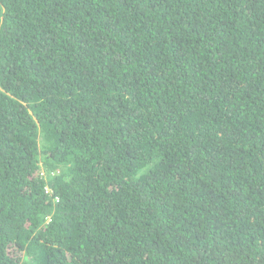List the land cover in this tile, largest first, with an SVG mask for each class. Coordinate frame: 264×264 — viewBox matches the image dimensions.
I'll use <instances>...</instances> for the list:
<instances>
[{"label":"trees","instance_id":"1","mask_svg":"<svg viewBox=\"0 0 264 264\" xmlns=\"http://www.w3.org/2000/svg\"><path fill=\"white\" fill-rule=\"evenodd\" d=\"M0 264H264V0H0Z\"/></svg>","mask_w":264,"mask_h":264},{"label":"clouds","instance_id":"2","mask_svg":"<svg viewBox=\"0 0 264 264\" xmlns=\"http://www.w3.org/2000/svg\"><path fill=\"white\" fill-rule=\"evenodd\" d=\"M49 190L51 191L52 189H50L49 187H47V191H49Z\"/></svg>","mask_w":264,"mask_h":264},{"label":"rangeland","instance_id":"3","mask_svg":"<svg viewBox=\"0 0 264 264\" xmlns=\"http://www.w3.org/2000/svg\"><path fill=\"white\" fill-rule=\"evenodd\" d=\"M50 219V218H49Z\"/></svg>","mask_w":264,"mask_h":264}]
</instances>
